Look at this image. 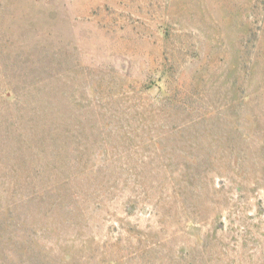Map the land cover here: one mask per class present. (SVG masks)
Returning <instances> with one entry per match:
<instances>
[{"label":"rangeland","instance_id":"1","mask_svg":"<svg viewBox=\"0 0 264 264\" xmlns=\"http://www.w3.org/2000/svg\"><path fill=\"white\" fill-rule=\"evenodd\" d=\"M0 264H264V0H0Z\"/></svg>","mask_w":264,"mask_h":264},{"label":"trees","instance_id":"2","mask_svg":"<svg viewBox=\"0 0 264 264\" xmlns=\"http://www.w3.org/2000/svg\"><path fill=\"white\" fill-rule=\"evenodd\" d=\"M16 99H14L12 102H13V106H15V107H13V109L14 110H16V111H19V109H18V107L19 106H21V103H17L16 101H15ZM4 104H5V106L8 108V103H6V101H4ZM17 115H20L19 113L17 114ZM21 116V115H20ZM8 124V126L10 127V129L12 130L11 132H9V133H11V139L14 141V142H16L17 144H19L20 145V143H21V145H22V143H27V141H25V142H22V140L18 137V135L16 134V131H15V123H7ZM27 140V139H26Z\"/></svg>","mask_w":264,"mask_h":264}]
</instances>
